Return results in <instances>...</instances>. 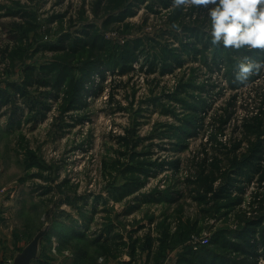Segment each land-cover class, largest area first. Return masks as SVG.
<instances>
[{
	"label": "rangeland",
	"instance_id": "374dc122",
	"mask_svg": "<svg viewBox=\"0 0 264 264\" xmlns=\"http://www.w3.org/2000/svg\"><path fill=\"white\" fill-rule=\"evenodd\" d=\"M100 1H103L101 5ZM130 4H133L132 15L105 25L107 16L116 15L121 9H115V3L110 0H0L2 88L6 87L5 81H22L25 66L57 60L55 51L36 53L34 47L39 43H56L65 32L76 34L85 25H94L93 33L97 31L121 48L135 47L141 42L136 51L137 60L130 63V70L122 73L119 67L104 66L101 73L92 76V86H87L82 109L63 113L61 94L58 100L46 101L50 110L45 112V118L33 119L35 112L29 113L19 97L17 105L25 112L19 116V124L11 127L14 104L3 106L0 112V197L15 215L5 224L12 236L11 229L21 227L22 223L24 226L18 230L28 229L31 236L46 226L50 234H54L52 226L58 223L77 226L76 229L84 230L90 240L103 232L111 245L119 243L121 236L128 243L127 236L131 235L139 241L134 264H151L147 255L153 258L152 247L146 244L147 236L152 238L154 250L159 246L157 239L167 228L170 236H176L186 227L191 235L188 240L178 243L175 250L167 246L164 264H175L185 244L202 245L193 243V236L211 240L219 228H227L230 235H235L245 219L264 213V182L260 174L251 181L242 179L245 191L234 194L242 201L232 210L223 208L220 213L205 212L212 208L194 200L187 181V178L193 179L206 156L213 159L244 138L243 121L263 108L264 77H251L247 87L234 82L237 64L247 49L220 50L221 59H216L214 48L206 51L202 45L209 35L201 36L198 31L191 34L181 28L200 26L197 20L206 16V10L183 9L180 18L177 8L165 7L160 0H127L125 5ZM31 15L38 27L27 38L20 39L13 33L14 25L24 24ZM175 17H178L176 21ZM201 26V30L208 32V22L207 26ZM18 45L26 48L22 58L18 56L13 60L8 58L7 52L4 59L5 48ZM165 47L179 55L183 64L164 74L159 69L152 72L150 62ZM184 47L188 50H183ZM193 47H197L198 54H194ZM251 52L247 56L263 58H256L255 51ZM189 84L191 87H187ZM37 87L30 89L38 101H44L40 92H46ZM185 102L197 105L196 111ZM227 114L231 117L227 123L222 122ZM183 121L193 122L196 129L185 142H180L173 132L176 127L184 126ZM179 144L184 145L182 150L177 149ZM131 151L140 153V159L147 157L151 163L159 161L164 166L151 167V173H155L146 178L140 191L118 198L110 191L112 180L118 186L126 180L120 174L123 165L117 161L136 163L138 156L132 160ZM177 159L181 161L179 174L175 176L174 168H169L167 163ZM37 162L40 165H36ZM64 181L65 195H62L59 186ZM170 189L182 193L178 202L164 199L158 203L139 202L140 195L163 191L162 194L166 190L174 193ZM67 196L74 205L69 204ZM196 224L200 229L198 233L191 230ZM110 225L114 228L111 234L105 231ZM58 238L57 235L47 241L44 238V255L49 259L54 254L62 263L65 252H69L60 251ZM52 243L51 254L48 248ZM259 253L257 264L264 257L262 247Z\"/></svg>",
	"mask_w": 264,
	"mask_h": 264
},
{
	"label": "trees",
	"instance_id": "16d2710c",
	"mask_svg": "<svg viewBox=\"0 0 264 264\" xmlns=\"http://www.w3.org/2000/svg\"><path fill=\"white\" fill-rule=\"evenodd\" d=\"M127 0H110L115 3V9H120L118 14L109 15L105 19L104 24L108 25L112 21L125 20L129 15H132V7L125 5ZM103 1H100L101 5ZM162 5L168 7L171 5L172 0H160ZM182 18L183 8H177ZM26 17V16H25ZM178 17L174 18L176 21ZM205 19V20H204ZM201 25L207 26V15L198 19ZM203 21V23H202ZM209 24V22H208ZM188 27L182 26L186 31L193 34L199 32V35H209L205 30H201L202 26ZM13 33L19 36L20 39L27 38L30 32L35 31L38 24L35 21L34 15L27 20L24 24L14 25ZM94 25H85L81 31L76 34L71 32H65L62 34L56 43L42 44L39 43L38 47H34L36 53L41 50H52L56 52L57 60L50 64L40 63V66L27 65L24 68L25 77L22 81H5L6 87H0V112L4 105H8L10 102L14 104V108L11 113L10 126L20 122L19 116L24 114V109H20L17 105V98H21L24 104H26L29 113L35 112V115L31 118L43 119L46 111H49V106L46 101L58 100L62 96L61 109L63 113H68L73 110L82 109L85 107V95L88 92L87 86H92V76L95 73H101L103 67L116 68L119 67L121 72L124 73L131 69L130 63L137 60L136 51L139 50L141 42L138 41L135 47L123 48L113 45L110 41L106 40L104 36L97 31L93 33ZM199 35L197 38L199 39ZM200 40V39H199ZM210 36H207L202 45L205 50L214 48V56L216 59H221L219 52L224 50L222 46L213 47L210 43ZM42 44V45H41ZM43 46V47H42ZM212 46V47H210ZM33 47H29L32 49ZM26 48L18 45L9 49L5 48L4 59L8 58L18 59L22 58ZM183 50H188V47H184ZM194 54H198L197 47H193ZM228 50V49H226ZM121 51V52H120ZM202 52V50H200ZM251 51L245 50V54H251ZM256 58L264 59V53L255 51ZM203 54V53H202ZM197 57H195L196 59ZM206 58V57H205ZM17 59V60H18ZM172 50L165 47L162 49L161 54L154 55L153 60L149 64V70L152 72L157 69L162 74L171 72L175 67H179L183 64V60ZM160 60V61H159ZM205 60V59H204ZM161 63V65L159 64ZM38 86L37 88H44L42 93V99L44 101H38L30 87ZM191 85L189 84V86ZM177 96V95H176ZM187 106L193 111H196L198 107L195 104L185 102ZM21 111V112H20ZM227 111V109H226ZM19 114V115H18ZM231 116L222 117V122L227 123ZM18 118V119H17ZM192 120H196L194 117H190ZM32 120V119H31ZM221 122V123H222ZM66 124V123H64ZM184 126H179L174 129V134L178 137L180 142H185L186 137H190L194 134L196 129L195 125L191 121H183ZM244 138L234 143L233 147L224 153L212 158L207 156L198 165V171L192 178H187L190 185V193L196 202L206 205L212 209H205V212L220 213L223 208L233 207L242 201L241 197L235 196V192L242 194L245 189L242 186V179L252 180L256 174H260V179L264 182V99L263 108L243 121L242 124ZM247 137V138H246ZM184 145H177L178 150H182ZM124 154V153H122ZM131 158L134 160L135 156H138L136 163H122L119 160L118 163L122 164L120 174L126 180L122 185H116L114 180L111 183L110 191L114 196H129L137 191H140L145 183L146 178L154 174L151 170L157 168H163V164L159 161L148 160L147 157L140 159V153L135 151L132 153ZM147 154H144L145 156ZM208 162V160H210ZM180 159L168 161V167L174 168L173 174L176 176L180 169ZM40 165L39 162L35 163ZM152 167V169H151ZM66 181L62 182L59 186L60 194H64L62 189ZM52 189H50L51 191ZM170 193L166 190V193L156 192L153 195H140L138 197L139 202L158 203L165 200L166 202L176 203L178 202L182 193L178 190L170 189ZM259 196V195H258ZM257 196V201L259 200ZM69 204L72 206L73 201L67 196ZM99 198V197H98ZM96 198V200H98ZM102 198V197H101ZM232 206V207H231ZM133 208V207H132ZM58 221L57 219L54 223ZM167 218L165 219V223ZM168 226V224H167ZM185 227V226H184ZM77 226L64 225V223L53 224L51 230H55L54 234L50 232L44 237L47 240L52 235H57L59 238V249L61 252L71 250L74 253L77 264H98V258L101 256H112L116 258L118 256L119 246H123L128 249V254L131 256V260H134L138 253L139 241L130 235L129 242L123 240L121 236L120 242L114 245L109 244L108 235L103 232L96 238L90 240L87 233L83 230L76 229ZM113 225L107 227L108 233L113 231ZM194 233L199 232L197 224L191 229ZM189 233V235H188ZM105 236V240H103ZM189 229L183 230L176 236H170L168 228L164 235L157 239L159 241L158 248L153 250V240L150 236L146 237V244L152 247V255L148 256V261L152 260V264H164L167 252V246L171 250L177 248V244L188 240L190 237ZM43 238V243H44ZM114 238V237H113ZM103 240V241H102ZM264 250V213L256 217L247 218L236 229L235 235H230L227 228H219L215 234L211 237L209 244L193 246L191 244H185L183 249L178 253V257L175 264H257V258L259 256V249ZM46 246L42 247V256L44 255ZM144 248V247H143ZM122 252V251H121ZM233 253L235 257H232ZM264 255V254H263ZM45 256V255H44ZM150 257L152 259H150Z\"/></svg>",
	"mask_w": 264,
	"mask_h": 264
},
{
	"label": "clouds",
	"instance_id": "9594fccd",
	"mask_svg": "<svg viewBox=\"0 0 264 264\" xmlns=\"http://www.w3.org/2000/svg\"><path fill=\"white\" fill-rule=\"evenodd\" d=\"M171 7L206 10L213 47L264 53V0H172ZM253 76L264 77V59L245 55L237 64L234 82L247 87ZM98 264H103V257ZM258 264H264V257Z\"/></svg>",
	"mask_w": 264,
	"mask_h": 264
},
{
	"label": "crops",
	"instance_id": "0c3cea01",
	"mask_svg": "<svg viewBox=\"0 0 264 264\" xmlns=\"http://www.w3.org/2000/svg\"><path fill=\"white\" fill-rule=\"evenodd\" d=\"M2 203L3 200L0 197V264H11V263L13 264L16 256L21 251H23V249L31 242V240L35 237V235L44 227L38 229V232L34 233L33 236H31V234L28 233L29 232L28 229L26 230L23 229L21 231L18 230L24 226L22 223L21 227H16L14 230L11 229V231H13V236H12V233H8L6 231L5 224H7V221H9V219H11L12 221V218H14L15 215L12 213V211H9L7 209L6 203H3L4 205H2ZM19 211L20 209L18 210V212L16 211L18 215H19ZM123 240L126 241L125 237L123 238ZM127 240H129L128 236H127ZM43 246L44 243L42 240L40 243V252L38 254V257L32 261V264H77L74 253L71 250H66L69 253L65 252L64 261L62 260L61 261L62 263H60L58 259L55 257V255L52 254L53 243L51 244V247L48 248L49 253L51 252L52 255L49 253L48 254L51 255L52 257L47 259L44 255L42 256ZM117 248H119V250H118V256L116 258L112 256H101L104 258L105 261L104 264H134L136 257L134 260H131V256L130 254H128L129 252L127 248L123 246H119ZM150 263L152 264V260H150Z\"/></svg>",
	"mask_w": 264,
	"mask_h": 264
},
{
	"label": "water",
	"instance_id": "95a60500",
	"mask_svg": "<svg viewBox=\"0 0 264 264\" xmlns=\"http://www.w3.org/2000/svg\"><path fill=\"white\" fill-rule=\"evenodd\" d=\"M49 226L40 230L31 242L14 259L13 264H32V261L38 257L40 252V243L48 234Z\"/></svg>",
	"mask_w": 264,
	"mask_h": 264
},
{
	"label": "built area",
	"instance_id": "2783aa9c",
	"mask_svg": "<svg viewBox=\"0 0 264 264\" xmlns=\"http://www.w3.org/2000/svg\"><path fill=\"white\" fill-rule=\"evenodd\" d=\"M209 240H210V238H208V237L207 238L204 237L202 239H198L195 236L192 237V242L193 243H201L202 245L209 243Z\"/></svg>",
	"mask_w": 264,
	"mask_h": 264
}]
</instances>
